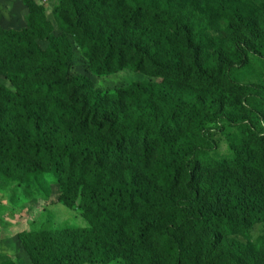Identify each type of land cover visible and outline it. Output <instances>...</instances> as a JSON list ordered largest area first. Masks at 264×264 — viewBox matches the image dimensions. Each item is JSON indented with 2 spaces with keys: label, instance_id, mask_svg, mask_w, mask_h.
Listing matches in <instances>:
<instances>
[{
  "label": "trees",
  "instance_id": "1",
  "mask_svg": "<svg viewBox=\"0 0 264 264\" xmlns=\"http://www.w3.org/2000/svg\"><path fill=\"white\" fill-rule=\"evenodd\" d=\"M96 1L114 13L105 19L89 0H60L57 17L92 74L132 69L158 83L132 84L100 103L85 78L71 76V47L32 14L20 31L0 27L20 58L39 64L34 74L59 76L25 81L16 93L0 85V180L23 187L52 175L62 204L90 220L84 230L23 233L24 254L31 264H264V236L249 247L229 239L264 224V208L245 187L221 175L209 184L210 197L222 200L207 205L203 198V211L185 206L181 190L189 173L221 164L210 156L217 147L210 130L220 123L240 129L230 167L264 179V109L248 113L254 104L264 108V95L249 100L263 89L229 80L225 49L211 36L226 16L225 39L236 51L244 44L261 54L264 4L253 17L243 0ZM60 87L64 99L55 94ZM238 96L247 98L240 115ZM138 144L141 156L128 148ZM135 161L144 163L142 179ZM2 263L11 264L8 257Z\"/></svg>",
  "mask_w": 264,
  "mask_h": 264
},
{
  "label": "rangeland",
  "instance_id": "2",
  "mask_svg": "<svg viewBox=\"0 0 264 264\" xmlns=\"http://www.w3.org/2000/svg\"><path fill=\"white\" fill-rule=\"evenodd\" d=\"M0 0V27L20 31L28 23L27 17L32 14L43 25L47 26L51 34L63 43H67L73 52L72 77H83L90 84L93 95L97 96L100 103H106L114 99H119L126 89L132 84L144 85L148 82L158 83L159 80L150 78L146 72L135 71L132 69H121L113 71L110 75L95 76L90 69V62L85 57L83 51L75 43L73 35L65 32L58 22V16L62 8L60 0ZM93 12L102 18H109L114 9L110 6L100 8L96 0H89ZM262 0H243L246 11L255 17L260 15L263 7ZM230 19L223 16L218 29L211 32L214 40H220L225 49V56L228 57L223 63L224 69H229V80L242 87L260 86L263 91L254 92L249 99H258L264 95V44L255 51L245 50L244 44L240 51L232 45L227 38L229 36L228 27ZM239 39V38H238ZM263 46V47H262ZM45 50L46 44H41ZM228 48L230 49L228 51ZM18 49L4 39H0V85L12 93H16L17 86L25 81L41 80L46 83L50 77L58 80V75L34 74L35 68L39 64L27 61L18 56ZM59 99H64L65 88L60 87L55 90ZM234 98V95H231ZM246 97H237L236 114L244 112ZM243 107H242V106ZM248 113L264 109L261 104H254ZM248 114V115H249ZM250 123H253L249 118ZM209 133V132H208ZM211 134H215L216 149L210 152L219 166L202 167V172L189 173L188 184H181L183 195L187 198L184 203L196 211H203L202 199L207 205L214 202H221L220 197H210L209 182L219 179L221 175H229L230 180L238 182L245 187L252 198L256 199V206L264 208V179L257 175L254 170L244 172L231 165L233 151L231 147L240 141V129L230 128L220 123L218 128H212ZM144 145L138 144L134 148L137 155L141 156L144 152ZM153 153V145L149 155ZM133 168L139 179L143 178L144 163L135 161ZM191 177V178H190ZM41 197H45L43 200ZM206 207V206H205ZM0 263L4 257H8L11 264H31L29 258L24 254L19 245L18 238L26 232H30L39 227H48V230H61L67 227L76 230L87 229L90 220L87 215L77 208L69 209L61 202V195L55 177L43 175L34 178L30 183L23 187L10 185L0 180ZM264 236V224L253 228L248 237L232 236L229 239L235 240L244 246H256L258 240ZM110 264H123L117 261Z\"/></svg>",
  "mask_w": 264,
  "mask_h": 264
}]
</instances>
